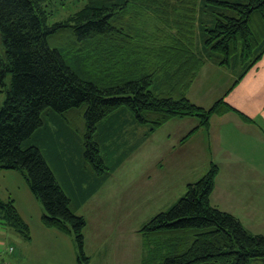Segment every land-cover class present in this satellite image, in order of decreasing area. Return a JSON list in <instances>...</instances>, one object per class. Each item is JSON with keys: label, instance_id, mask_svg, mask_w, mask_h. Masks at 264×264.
Instances as JSON below:
<instances>
[{"label": "trees", "instance_id": "16d2710c", "mask_svg": "<svg viewBox=\"0 0 264 264\" xmlns=\"http://www.w3.org/2000/svg\"><path fill=\"white\" fill-rule=\"evenodd\" d=\"M52 1L0 0L7 57L0 55V94L7 92L0 110V170L21 171L43 205L42 225L73 235L80 259L88 261L87 220L75 212L39 145L44 114L71 134L86 127L74 142L99 180L109 173L94 135L121 110L147 126L149 135L171 120L198 118L185 140L209 131L214 116L236 112L250 121L224 98L207 109L189 93L208 62L247 71L262 58L264 0H74L76 12L50 23ZM73 113L85 126L69 123ZM53 157L72 188L68 165L59 154ZM219 172L211 163L173 207L141 228L143 264H264V236L211 202ZM0 224L31 239L13 200L0 199Z\"/></svg>", "mask_w": 264, "mask_h": 264}, {"label": "rangeland", "instance_id": "374dc122", "mask_svg": "<svg viewBox=\"0 0 264 264\" xmlns=\"http://www.w3.org/2000/svg\"><path fill=\"white\" fill-rule=\"evenodd\" d=\"M73 2L74 0H53L49 4V11L53 12L50 23L68 16L72 10L76 12L77 10L71 6ZM62 4L64 5L62 6ZM0 55L7 61L1 35ZM241 74L242 77H240ZM240 81H243V84L235 93L238 95V103L241 107H245L246 104L254 110L253 119L257 120L260 114L257 107L260 106V109L264 107V54L247 71L246 66L232 70L229 67L208 62L197 78L195 86H192L189 98L196 105L208 109L221 97L227 99L229 93L238 86ZM6 82L7 89H10L12 84L11 73L8 74ZM256 87L254 97L249 100L242 90H250L248 96H251V90ZM230 88L231 90H229ZM6 97L7 92L3 91L0 94V110ZM68 117L71 118L70 124L77 123L85 126L83 116L82 118L77 117V114L73 113L69 114ZM74 117H77V122ZM43 118L46 127L41 131L43 138L39 145L42 147L49 165L56 173L58 181L73 197L74 204L77 198H74L73 190H77L78 184H83L86 188L100 187V195L95 202L102 216L98 215L95 219V207L89 205H87V209H83V214L91 219V225L98 224L101 219H104V225L106 220L113 225H123L121 228L125 239L137 240L142 236L129 233L127 224L137 225L141 230L144 225L160 213L168 211L186 194L187 186L185 187L184 183L187 182V185L195 183L207 173L205 165L209 157V150L207 149L206 134L210 130L201 129L200 134L204 135L205 144L204 142L200 143L203 141L199 140L201 135L197 136L198 139L195 143L189 141L185 147L179 145L173 148L169 146L170 142H168V134H172V139H178L188 132L190 133L192 128L200 123L196 117L188 118L186 122L190 123L185 124L184 130L179 136L173 132L172 129L175 128L164 127L168 123L157 130L155 134L149 135V128L138 125L126 110H121L106 118L98 125L94 135V140L100 145L101 155L109 173L100 181L96 180L98 174L84 160L83 155L80 154V149L74 142V137L78 138V134L81 137L85 135L86 127L76 130L77 134H71L68 129L63 128L62 124L50 115L44 114ZM253 140L255 141V138ZM255 143L257 144L255 151V145L250 150L246 146L243 148L245 157L250 159L251 156L259 157L264 147L258 141ZM55 154H59L65 164L68 165L66 172L69 175L72 188L68 187L60 175L53 157ZM82 162H84V166ZM78 181L80 183H77ZM0 199L5 202L13 200L18 211L29 221L35 231V224L39 223L38 214L43 205L32 194L20 170H0ZM260 208L261 213L264 214L263 203ZM221 209L223 208L221 207ZM113 211L118 212L116 213L115 224ZM238 219L253 234L264 236V215L254 218L241 215ZM8 230L13 232L11 229ZM7 232L3 226H0V234L6 236ZM5 239L7 242L6 240L4 242L7 245L11 239L10 235H7ZM142 255L141 253L139 255L140 261H142ZM161 259L158 258L159 262H162Z\"/></svg>", "mask_w": 264, "mask_h": 264}, {"label": "crops", "instance_id": "0c3cea01", "mask_svg": "<svg viewBox=\"0 0 264 264\" xmlns=\"http://www.w3.org/2000/svg\"><path fill=\"white\" fill-rule=\"evenodd\" d=\"M242 84L243 81H240L238 86L234 87L227 96V99L224 100L247 115L250 121H245L236 112L212 118L210 131L206 134L209 157L207 158L205 168L208 171L211 163H214L220 169L216 181V191H214L211 197L212 204L219 209L222 207L223 209L221 210L230 212L235 217L238 216L237 218L241 215L254 218L264 215L261 213L260 208L262 203L264 208V149L260 152L259 157L251 156L250 159L249 157H245L243 148L246 146L250 150L255 145V151L257 149L256 141L264 147V107L263 109H260V106L257 107L260 114L257 120H255L253 119L254 110L250 109L246 104L244 105L245 107L239 105L238 95L235 93ZM193 86H195V83ZM256 89L257 87L251 90V96H248L250 90L243 89L242 91L250 100L251 97H254ZM186 121H188V118L174 119L164 127L175 128L172 130L176 136H179L184 130L185 124L190 123ZM201 131H197L187 140L184 138L189 132L178 139H172V134H168L169 146L173 148L179 145L185 147L189 141L195 143L198 135H201V139L199 138V140H203L200 141L202 144L204 142V135L200 134ZM253 138H255V141ZM96 180L100 181L99 177H96ZM60 185L71 198L75 212L78 215L84 216L87 220V227L84 232V251L88 257V261L80 259L73 235L49 229L42 225L43 207L39 211V223L35 224V231L29 221L19 211L30 227L31 239H26L14 229L0 224V226H3L8 231L6 236L10 235L11 237L6 245L4 242L6 236L0 234V261L8 260L12 264H143L146 252L143 238L142 236L137 240L124 238L121 228L123 225L117 226L115 224L117 211L112 212L116 226L110 224L108 220L105 221L104 225V219H101L98 224L91 225V219L83 214V209H87L86 207L89 205L90 207H95V219L98 215H101L95 202L100 195V187L86 188L83 184H80L78 194H74V198H77L74 204L73 197L61 183ZM184 186H187V182L184 183ZM127 226L129 233L140 234V228L137 225L134 226L129 223ZM8 229H11L13 232ZM8 247H13V252H8ZM140 253L143 254L142 261L139 259Z\"/></svg>", "mask_w": 264, "mask_h": 264}, {"label": "built area", "instance_id": "2783aa9c", "mask_svg": "<svg viewBox=\"0 0 264 264\" xmlns=\"http://www.w3.org/2000/svg\"><path fill=\"white\" fill-rule=\"evenodd\" d=\"M9 251L12 252L13 251V248H9ZM0 264H11L10 262H0Z\"/></svg>", "mask_w": 264, "mask_h": 264}]
</instances>
